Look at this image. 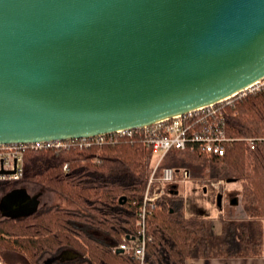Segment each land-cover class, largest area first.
<instances>
[{
    "label": "water",
    "instance_id": "water-1",
    "mask_svg": "<svg viewBox=\"0 0 264 264\" xmlns=\"http://www.w3.org/2000/svg\"><path fill=\"white\" fill-rule=\"evenodd\" d=\"M262 78L264 0H0V145L146 127ZM39 197L14 188L0 214L32 216Z\"/></svg>",
    "mask_w": 264,
    "mask_h": 264
},
{
    "label": "trees",
    "instance_id": "trees-1",
    "mask_svg": "<svg viewBox=\"0 0 264 264\" xmlns=\"http://www.w3.org/2000/svg\"><path fill=\"white\" fill-rule=\"evenodd\" d=\"M223 105L224 128L230 138L264 137V90L236 96ZM153 159L151 148L139 137L103 145L69 142L67 148L27 149L24 177L0 183V191L33 183L57 193L76 208L55 205L29 217L0 220V251H14L38 263L45 252L58 253L71 247L84 256L78 264H140L133 253L118 254L114 248L136 234ZM195 161L199 167L191 169ZM164 165L176 170L189 168L191 176L202 181L240 182L242 191L238 194L246 200L247 216L230 219L221 214L220 230L213 233L211 218L188 216L186 199L169 189L148 218L151 241L146 260L150 264H188L218 257L264 258L263 145L251 149L245 141H234L223 156L172 151ZM122 197H126L124 204L120 203Z\"/></svg>",
    "mask_w": 264,
    "mask_h": 264
},
{
    "label": "built area",
    "instance_id": "built-area-1",
    "mask_svg": "<svg viewBox=\"0 0 264 264\" xmlns=\"http://www.w3.org/2000/svg\"><path fill=\"white\" fill-rule=\"evenodd\" d=\"M261 90H264V78L237 96L241 97ZM232 98L146 127L119 133L79 140L0 145V183L22 180L24 177V154L27 149L67 148L69 142L72 144L79 142L87 146L93 143L103 145L106 142H116L121 139L141 138L145 146L151 148L154 159L143 202L138 210L137 231L131 241L125 240L120 246L115 247L114 251L122 249L124 253L131 252L140 264H150L146 260L147 245L151 241L148 235V218L156 210L162 197L168 194L169 189L171 190L170 185H180L191 178L190 170H176L164 165L169 153L190 151L209 156H223L226 153L227 145L234 141H245L251 149H254L258 144L264 146V137L234 139L226 134L223 103H230ZM178 173H180L179 177L176 176ZM212 183L216 187L222 181H212Z\"/></svg>",
    "mask_w": 264,
    "mask_h": 264
},
{
    "label": "rangeland",
    "instance_id": "rangeland-1",
    "mask_svg": "<svg viewBox=\"0 0 264 264\" xmlns=\"http://www.w3.org/2000/svg\"><path fill=\"white\" fill-rule=\"evenodd\" d=\"M184 156H186L184 158L194 161L193 159H191L189 155H184ZM195 162L190 164L191 169H196L197 167H199V165L197 164L198 162L196 163ZM186 169L190 170L189 168H186ZM183 170H185V168ZM176 176L179 177L180 173H178ZM204 183H207L208 186L211 187V189L213 190L220 189L222 186H224V190H226L227 192L234 191L240 194V192L242 191V184L240 182H232V183L225 184V182L222 181V183L220 184L218 183V186L214 187L212 185L213 184L212 182L202 181L200 180V177L197 178V177L191 176L189 181L178 185L180 196L186 199V208H187L188 216L198 215V216L211 218V220L213 221V225H214L213 233L215 232L217 233L220 230L219 220L221 218V214H223L225 217H228L230 219H245L246 218L247 215L244 211V204L246 200L244 196L242 197L240 195L237 205H233L231 204V202L229 203V200H227V198H224L222 200L223 212L221 213V210L218 208V205H217V196H216L217 191L211 193V190H210L208 194H205L202 189ZM22 184L24 186H27L30 191H38L41 189L40 186L33 184V183L23 182ZM48 194H50V196L52 197L53 203H58L63 207L69 206V208H72V209L76 208L72 204L67 205L65 200H63V198H61L60 195H58L57 193L48 191ZM0 195L2 194L0 193ZM0 254H1V251H0Z\"/></svg>",
    "mask_w": 264,
    "mask_h": 264
},
{
    "label": "flooded vegetation",
    "instance_id": "flooded-vegetation-1",
    "mask_svg": "<svg viewBox=\"0 0 264 264\" xmlns=\"http://www.w3.org/2000/svg\"><path fill=\"white\" fill-rule=\"evenodd\" d=\"M21 186L26 187L28 192L31 195H40L39 198H40L41 204H40L39 210L42 209V208L52 207V206H55V205L61 206L58 203H53L52 197L50 196V194H48V191H46V190L41 188L38 191H30L29 188L27 186H24L22 183L19 184L17 187H21ZM17 187H15V188H17ZM202 189H203L205 194H208L210 190H211V193L217 191L216 196H218V194L221 193L223 195L222 200L224 198H227V200H229V203L232 202L234 200V198H238V200L240 198V196H239V194L237 192H234V191L227 192L226 190H221V188L217 189V190H213V189H211V187L208 186L207 183L203 185ZM11 190H9V191H11ZM0 193L2 194V195H0V198H1L5 194V192L1 191ZM178 195H180V192H179ZM63 200H65V199H63ZM65 202L67 203V205L68 204H72V203H69L66 200H65ZM61 207H63V206H61ZM63 208H69V206L68 207H63ZM227 208H228V206H227ZM220 210H221V212H223V206H222V209H220ZM0 220H6V219L2 218V216L0 214ZM96 235H98V234L96 233ZM99 236H100V234H99ZM65 250L74 251L76 253V255L78 254V257L76 259H74V260L65 261V262L54 260V258L56 256H58L59 254H61ZM83 258H84L83 254H81L78 250H76L74 248H71V247H66V248H63L62 250H60L58 253H50V252L43 253L41 255V257L39 258L38 263H35V262H33L32 260L26 258V256H24V255H22L20 253H17V252H14V251L4 250V251H1V254H0V264H78V262L83 260Z\"/></svg>",
    "mask_w": 264,
    "mask_h": 264
},
{
    "label": "crops",
    "instance_id": "crops-1",
    "mask_svg": "<svg viewBox=\"0 0 264 264\" xmlns=\"http://www.w3.org/2000/svg\"><path fill=\"white\" fill-rule=\"evenodd\" d=\"M188 264H264V258L260 256L238 257V258L218 257V258L189 261Z\"/></svg>",
    "mask_w": 264,
    "mask_h": 264
}]
</instances>
